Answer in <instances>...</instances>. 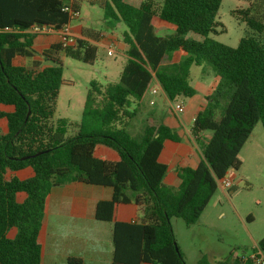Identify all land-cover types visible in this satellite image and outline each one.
Returning a JSON list of instances; mask_svg holds the SVG:
<instances>
[{
	"label": "trees",
	"instance_id": "trees-1",
	"mask_svg": "<svg viewBox=\"0 0 264 264\" xmlns=\"http://www.w3.org/2000/svg\"><path fill=\"white\" fill-rule=\"evenodd\" d=\"M139 2L134 7L125 0H107L100 7L109 25H125L128 59L117 83L103 88L90 82L80 121L71 124L73 134L66 138L52 125L64 83L60 60L51 57L49 66L28 68L16 59L33 53L36 35L25 31L58 30L72 20L63 9L75 11L78 6L71 0H0V106L11 109L0 111L6 125L0 135V264H41L37 238L45 200L53 188L66 183L111 189L110 200L96 204L95 218L113 223L112 264H185L170 220L194 225L217 191L216 181L241 167L239 153L258 122L264 132V22L259 12L264 0L234 12L252 34L235 48L211 37L222 27L216 21L222 0ZM153 17L172 25L173 34L157 36ZM188 34L199 40L186 38ZM60 51L87 65L96 60L95 47L80 40L65 50L59 44L50 50ZM175 51L186 57L162 66ZM204 64L218 81L191 128L202 159L195 168H178L180 184L172 188L163 183L168 168L158 158L164 143L178 138L162 124L145 125L140 134L131 135L133 106L153 81L170 103L193 97L189 69ZM200 135L206 138L200 140ZM99 147L117 160L99 158ZM25 169L32 175L19 179L16 174ZM129 203L140 208L139 222H114L115 206ZM256 247L264 254V237ZM231 258L213 264H253L248 257L240 262ZM66 264L84 263L71 257ZM198 264L210 263L202 256Z\"/></svg>",
	"mask_w": 264,
	"mask_h": 264
},
{
	"label": "rangeland",
	"instance_id": "rangeland-1",
	"mask_svg": "<svg viewBox=\"0 0 264 264\" xmlns=\"http://www.w3.org/2000/svg\"><path fill=\"white\" fill-rule=\"evenodd\" d=\"M154 1L161 2L162 0ZM259 1L222 0L216 16V21L222 27L217 29L216 36H211L212 39L235 48L242 37L251 36V32L238 21L237 14L234 12L244 10L251 4L258 5ZM259 12L264 22V7ZM78 14L77 18L71 20V28L82 27L96 34H107L112 32V27L119 24L116 33L119 40L123 39L120 33L126 31L125 25L114 21L110 23L113 24L112 26L109 25L104 19L102 10L97 6L81 3L78 7ZM167 25L173 28L172 25ZM155 31L157 35L171 34V32L161 34L158 29ZM95 49L96 60L93 65H87L68 57L60 58L64 83L60 87L56 100L52 125L54 130L61 132L66 138L73 134L71 124L80 121L90 82H97L103 88L108 83H117L125 64L126 59L119 54L117 49L113 48L112 51H117V53L111 54L99 47ZM180 53V51L171 52L167 58L171 61L176 59ZM167 65L169 64H162V66ZM209 70L212 69L206 64L190 67L189 83L195 90L197 89V94L192 99H182L187 113L178 114V117L176 116L178 119L190 122L191 112L194 111L195 103L199 101L202 94L197 88V83L203 76L205 81L211 79L207 76ZM213 75L217 77L214 71ZM215 77L211 80L212 84L216 80ZM152 89L157 90L154 81L151 82L142 100L135 103L138 106L135 104L133 106L136 109V115L128 128V132L133 136L140 134L144 126L148 122L151 123L156 118L155 116H167L172 110L173 103L167 101L159 90L157 93H152ZM4 130V122L0 121V134H3ZM102 150L99 148L98 153ZM240 158L242 159L241 167L236 174L230 173L234 177V186L232 185V191L229 194L228 190H225L226 198L220 196V189L217 188L198 221L190 227H186L180 219L170 220L176 245L185 264H198L202 256L210 264L227 260L230 256L238 259L247 258L254 251L256 243L264 237V132L260 122L253 128L240 152ZM23 177L24 175H18L19 179ZM217 198L221 199L220 204L215 203ZM220 205H224L226 215L224 218H218ZM246 217L250 219L246 221Z\"/></svg>",
	"mask_w": 264,
	"mask_h": 264
},
{
	"label": "crops",
	"instance_id": "crops-1",
	"mask_svg": "<svg viewBox=\"0 0 264 264\" xmlns=\"http://www.w3.org/2000/svg\"><path fill=\"white\" fill-rule=\"evenodd\" d=\"M106 1L107 0H71V2L75 3L78 7L81 3H85L90 6H97L100 10H102L100 7L105 5ZM125 2L134 7H138L140 4L139 0H125ZM164 23L165 22L156 17L152 18L151 24L156 35L157 33L155 30L157 29L158 32H161V34L165 32H171V34H173L174 28H171ZM118 28L119 24L112 27V32L107 34H96L82 27L71 28V32L75 36L76 40H80L85 42L87 45L96 48L99 47L103 50H107L110 54L117 53V51H112L113 48L117 49L119 54L126 59V62L128 59L126 55L127 46L123 39L119 40L116 33V29ZM124 32L125 31H122L120 33L122 38ZM171 34H162L157 36ZM186 38H197L196 40H199L198 37H194L190 34H188ZM55 46H58V38L56 34L37 35L33 39V53H31V57H17L16 64H22L28 68L49 66V58H58L60 60L61 57H65L62 51L57 54H52L50 52L51 48ZM45 52H48V57L44 56ZM180 52L181 53L176 57V59L170 61L166 58L162 64H178L186 57L184 52ZM207 76H210L211 79L205 81L206 79H204L205 77L203 76L197 83V88L202 94L199 101L195 103L196 105L194 111L191 112L190 122L177 118L178 114L173 111V103L171 106L172 110L169 115L155 116L156 118L153 119V123H147L149 126L162 124L171 129L178 138L177 142H165L158 158L159 162L165 164L168 168L163 179V183L172 188H177L180 184V180L178 179L176 173L178 168H195L202 159L200 147L191 136V128L196 114L201 111L205 105V97L211 93L218 81L217 77L213 75L212 70H209ZM214 77L216 80L212 84L211 80H213ZM154 82L157 86L156 91L158 92L159 90L162 93L158 83L156 81ZM195 92L194 96L197 94V89ZM193 97H191V99ZM179 101L182 100H178L177 102ZM135 105L138 106V104ZM10 110V108L6 109L0 106V111ZM183 113H187L186 108H184L182 114ZM0 121H3L5 125L4 120L1 119ZM5 132L6 125L3 134ZM204 138H206V135H200V140ZM98 149L97 155L99 158L109 161L117 160V157L113 152L102 148L103 150L101 153H98ZM240 160L242 161L241 158ZM230 173L236 174L237 171L230 170L227 174V177L231 179L232 185L234 186V177ZM19 174L24 175L22 179H26L32 175L30 169L18 172L16 176L18 177ZM231 191L232 190L229 189L227 193L229 194ZM220 193L221 197H227L226 191L220 189ZM111 195L112 191L110 188L85 185L81 183H66L53 188L45 200L44 216L37 238L41 251V264H66V260L71 257L81 259L84 264H112V255L114 250L112 243L113 223L98 221L95 218L96 204L100 201L110 200ZM220 200V198H217L215 203L220 204ZM141 216L142 213L140 208L133 203L117 204L114 209L113 220L118 223H137L141 219ZM225 216L224 205H220L218 218H224ZM249 219V217H246V221ZM236 259L240 262L243 258ZM231 260H233V257Z\"/></svg>",
	"mask_w": 264,
	"mask_h": 264
},
{
	"label": "built area",
	"instance_id": "built-area-1",
	"mask_svg": "<svg viewBox=\"0 0 264 264\" xmlns=\"http://www.w3.org/2000/svg\"><path fill=\"white\" fill-rule=\"evenodd\" d=\"M63 11H66L69 13V17L71 19H75L78 17V11L75 10H69L68 8L63 9ZM5 31H9V29H5ZM27 34L30 35H49V34H56L58 38V44L60 45L62 50H65L67 48H70L75 45L76 38L71 32L70 23L63 25L58 30H52L48 27H33L29 30L25 31ZM156 90H153L152 93H156ZM184 110V104L182 101L176 102L173 105V111L176 114L182 113ZM217 188H220L222 190H229L232 188V181L230 178L227 177V175L216 181ZM250 260H252L253 264H264V254L257 248H254V251L252 254L248 257ZM235 257H233V260ZM244 259V258H243Z\"/></svg>",
	"mask_w": 264,
	"mask_h": 264
},
{
	"label": "water",
	"instance_id": "water-1",
	"mask_svg": "<svg viewBox=\"0 0 264 264\" xmlns=\"http://www.w3.org/2000/svg\"><path fill=\"white\" fill-rule=\"evenodd\" d=\"M27 116H28V114H27ZM35 156V155H34ZM34 156H32V157H34ZM24 159H26V158H24ZM231 171H234V170H231Z\"/></svg>",
	"mask_w": 264,
	"mask_h": 264
}]
</instances>
